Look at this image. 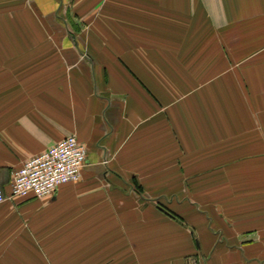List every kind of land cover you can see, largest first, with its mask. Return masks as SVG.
<instances>
[{"label": "crops", "instance_id": "0c3cea01", "mask_svg": "<svg viewBox=\"0 0 264 264\" xmlns=\"http://www.w3.org/2000/svg\"><path fill=\"white\" fill-rule=\"evenodd\" d=\"M0 176V264H264V0H0Z\"/></svg>", "mask_w": 264, "mask_h": 264}, {"label": "built area", "instance_id": "2783aa9c", "mask_svg": "<svg viewBox=\"0 0 264 264\" xmlns=\"http://www.w3.org/2000/svg\"><path fill=\"white\" fill-rule=\"evenodd\" d=\"M87 148L76 134H69L48 148L28 157L15 169L11 178V195L32 194L44 197L58 186L81 178ZM8 197L0 176V202Z\"/></svg>", "mask_w": 264, "mask_h": 264}]
</instances>
